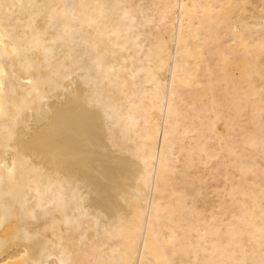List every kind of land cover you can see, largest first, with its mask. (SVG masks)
<instances>
[{"label":"bare ground","instance_id":"6f19581e","mask_svg":"<svg viewBox=\"0 0 264 264\" xmlns=\"http://www.w3.org/2000/svg\"><path fill=\"white\" fill-rule=\"evenodd\" d=\"M0 264H264V0H0Z\"/></svg>","mask_w":264,"mask_h":264}]
</instances>
